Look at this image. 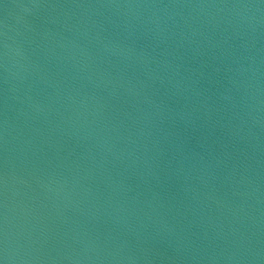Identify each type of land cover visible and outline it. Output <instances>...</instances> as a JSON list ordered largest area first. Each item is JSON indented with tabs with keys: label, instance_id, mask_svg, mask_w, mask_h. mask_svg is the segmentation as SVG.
<instances>
[{
	"label": "water",
	"instance_id": "95a60500",
	"mask_svg": "<svg viewBox=\"0 0 264 264\" xmlns=\"http://www.w3.org/2000/svg\"><path fill=\"white\" fill-rule=\"evenodd\" d=\"M2 264H264V0H0Z\"/></svg>",
	"mask_w": 264,
	"mask_h": 264
},
{
	"label": "snow or ice",
	"instance_id": "6c2138e0",
	"mask_svg": "<svg viewBox=\"0 0 264 264\" xmlns=\"http://www.w3.org/2000/svg\"><path fill=\"white\" fill-rule=\"evenodd\" d=\"M0 264H2V261H0Z\"/></svg>",
	"mask_w": 264,
	"mask_h": 264
}]
</instances>
